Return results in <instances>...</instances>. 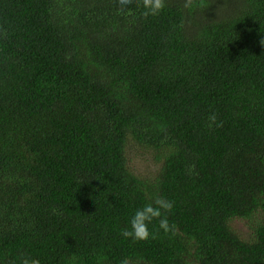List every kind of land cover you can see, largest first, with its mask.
Listing matches in <instances>:
<instances>
[{
  "label": "trees",
  "instance_id": "16d2710c",
  "mask_svg": "<svg viewBox=\"0 0 264 264\" xmlns=\"http://www.w3.org/2000/svg\"><path fill=\"white\" fill-rule=\"evenodd\" d=\"M143 12L0 0V264H264V0Z\"/></svg>",
  "mask_w": 264,
  "mask_h": 264
},
{
  "label": "clouds",
  "instance_id": "9594fccd",
  "mask_svg": "<svg viewBox=\"0 0 264 264\" xmlns=\"http://www.w3.org/2000/svg\"><path fill=\"white\" fill-rule=\"evenodd\" d=\"M132 2L133 0H118L121 9L131 5ZM140 3L144 9L143 16L147 18L159 15L165 8L166 0H140ZM260 43L264 45V40H261ZM211 119L215 121V115H212ZM173 207V201L157 195L149 203L144 204L135 211L129 221V226L121 229L120 234L124 238H130L133 241H144L150 237L154 238V233L149 230V224L154 220L158 221L159 229H162L165 234H174L175 225L170 224L168 219ZM11 264H16V261H12ZM19 264H40V260L21 254ZM120 264H129V261L125 258L120 261Z\"/></svg>",
  "mask_w": 264,
  "mask_h": 264
},
{
  "label": "rangeland",
  "instance_id": "374dc122",
  "mask_svg": "<svg viewBox=\"0 0 264 264\" xmlns=\"http://www.w3.org/2000/svg\"><path fill=\"white\" fill-rule=\"evenodd\" d=\"M128 157L130 158V164L134 167L143 168L145 161L149 160L151 158L150 154H145L144 156L137 155L135 157V154L132 152H129ZM239 225H244V222H237Z\"/></svg>",
  "mask_w": 264,
  "mask_h": 264
}]
</instances>
